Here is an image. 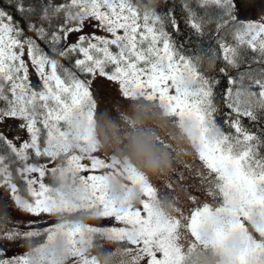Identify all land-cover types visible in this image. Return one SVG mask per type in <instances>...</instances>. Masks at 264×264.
Returning a JSON list of instances; mask_svg holds the SVG:
<instances>
[{
    "label": "snow or ice",
    "instance_id": "1",
    "mask_svg": "<svg viewBox=\"0 0 264 264\" xmlns=\"http://www.w3.org/2000/svg\"><path fill=\"white\" fill-rule=\"evenodd\" d=\"M253 3L182 0L186 35L167 0H0V264H58L46 254L57 235L64 264H202L207 252L264 264V8L240 15ZM213 22L234 43L217 40L209 75L188 46ZM134 100L162 128H138ZM98 115L116 150L101 149ZM134 138L186 171L172 166L157 185L125 155ZM18 242L28 250L13 255Z\"/></svg>",
    "mask_w": 264,
    "mask_h": 264
},
{
    "label": "clouds",
    "instance_id": "2",
    "mask_svg": "<svg viewBox=\"0 0 264 264\" xmlns=\"http://www.w3.org/2000/svg\"><path fill=\"white\" fill-rule=\"evenodd\" d=\"M156 111L157 110L147 107L139 108L134 111L132 118L136 122V126L138 128L150 126L162 128V121L154 115ZM106 135H109V141H101V148L115 149L116 146L111 142V135ZM140 145L143 146L142 151L139 147ZM125 155L130 157L131 161L149 176L167 173L172 167V161H170L163 152L157 150L155 147V142L148 138H134L129 140ZM56 187L59 188L60 192L63 193L66 199H75L77 193L75 192V189L71 183L62 184L57 182ZM121 195L122 190L118 183H113L110 185V196L112 199L118 200ZM46 254L48 257L56 260L58 264H64V238L60 235H57L55 241L46 250ZM212 264H223V261L217 258L212 261Z\"/></svg>",
    "mask_w": 264,
    "mask_h": 264
},
{
    "label": "rangeland",
    "instance_id": "3",
    "mask_svg": "<svg viewBox=\"0 0 264 264\" xmlns=\"http://www.w3.org/2000/svg\"><path fill=\"white\" fill-rule=\"evenodd\" d=\"M262 8H264V0H254L253 7L250 10L242 11L240 13L241 19H245V18L253 19V20L258 19V13L260 12V10ZM101 79H103V78H101ZM32 82L34 84L36 83L35 77H33V81ZM108 89H109L108 95L110 97H115L117 99H120V97L118 95L119 89H118V87L115 86V82H109L108 83ZM126 107H128L127 114L132 118L134 111L136 109H139V108H145V105H144V102L141 101V100H134L131 103H127ZM147 108H151V107H147ZM151 109H153V108H151ZM153 110H155V109H153ZM113 115H115L114 112H113ZM76 123H77L76 121H73V133L75 132ZM95 133H96V136L98 137V139L100 141V144H101V141H105V142L109 141V135H106V134H110L111 135V142L114 143V145L116 147H115V149L108 148L109 150H116L119 147V145L116 142V134H117L116 130L112 126L109 125V123L107 122V119L104 118L103 116H100V115L97 116ZM174 146L177 147V148H180L182 145H181V143L177 142V143H175ZM101 149L104 150L105 148H101ZM182 159L185 162H187V163L199 164V161L196 160V159H193V157H191V156L182 157ZM172 166L177 168L179 171H186L182 167V165H181L179 160H174L172 162ZM170 171H171V169L167 173H161V174H157V175H152L151 177L155 180L157 185H159L160 179H164L165 177H167L169 175ZM69 181H70V179H69ZM114 183H118L120 185V187H121V190H122V186H121V184L118 181L114 182ZM2 195L3 194L0 193V196H2ZM177 195H179V193H177ZM164 211L165 212H170L171 209L168 208L167 206H164ZM10 214L13 217H16V216L20 215L19 213L16 212L15 209H12ZM53 222H55V221H53ZM83 222L84 223H92V221H88L87 218H84ZM107 226H111V225H107ZM102 243H103V247H104L105 250L115 251V245L113 243L108 242L106 240L103 241ZM27 250H28L27 245L26 244L22 245L19 242L15 245V247H11L9 249L10 253L13 254V255L22 254L23 252H25ZM89 251H91V253L93 255H97L98 254L95 248H91V249H89ZM215 259H217V257L214 254H212L211 252H207L205 254V256L203 257L202 264H212V261H214ZM101 264H103V261H101Z\"/></svg>",
    "mask_w": 264,
    "mask_h": 264
},
{
    "label": "trees",
    "instance_id": "4",
    "mask_svg": "<svg viewBox=\"0 0 264 264\" xmlns=\"http://www.w3.org/2000/svg\"><path fill=\"white\" fill-rule=\"evenodd\" d=\"M164 0H161L163 3ZM169 7H174L176 11L177 17L180 19V26L186 33V35H190L189 30L184 25L183 13L181 8L182 0H167ZM226 39L230 44L234 43L232 36L229 32H221L217 33L215 30V23H210L205 26L204 35L202 37H197L195 35H191V44L188 46L189 54L193 56H199L201 58L202 67L206 71L207 74L212 75L221 65L222 60L219 56H213V50L219 51L217 40L218 39ZM66 66H68V61H62ZM254 67H259V65H253ZM248 67V64L245 63L240 69L243 71ZM229 71L235 75L237 73V69L230 68ZM245 123H248L245 121Z\"/></svg>",
    "mask_w": 264,
    "mask_h": 264
}]
</instances>
